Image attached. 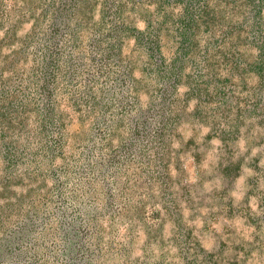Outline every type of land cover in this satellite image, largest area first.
<instances>
[{"label":"rangeland","instance_id":"374dc122","mask_svg":"<svg viewBox=\"0 0 264 264\" xmlns=\"http://www.w3.org/2000/svg\"><path fill=\"white\" fill-rule=\"evenodd\" d=\"M0 264H264V0H0Z\"/></svg>","mask_w":264,"mask_h":264}]
</instances>
